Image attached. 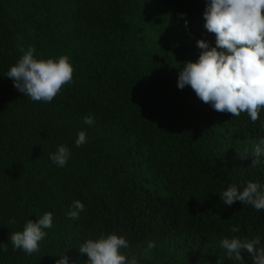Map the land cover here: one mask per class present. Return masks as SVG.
I'll return each mask as SVG.
<instances>
[{
	"label": "trees",
	"instance_id": "obj_1",
	"mask_svg": "<svg viewBox=\"0 0 264 264\" xmlns=\"http://www.w3.org/2000/svg\"><path fill=\"white\" fill-rule=\"evenodd\" d=\"M14 1L0 0V242L7 244L0 264H55L61 252L87 264L78 246L113 232L128 239L123 251L138 264H253L243 249L244 261L228 259L220 241L260 236L264 247V211L227 206L220 192L264 185V157L252 164L251 155L264 138V111L253 124L177 87L183 63L202 51L197 40L215 46L204 27L208 0H22L31 25ZM181 21L189 22L186 43L156 60L141 53L143 34ZM82 35L102 45L51 103L33 102L7 77L33 41L69 50ZM35 56L51 57L37 49ZM90 114L93 126L83 122ZM103 128L106 141L89 138ZM81 130L88 142L77 147ZM61 144L71 151L65 167L49 158ZM74 200L85 204L75 221L66 215ZM47 211L53 227L40 251L13 250L10 234Z\"/></svg>",
	"mask_w": 264,
	"mask_h": 264
},
{
	"label": "clouds",
	"instance_id": "obj_2",
	"mask_svg": "<svg viewBox=\"0 0 264 264\" xmlns=\"http://www.w3.org/2000/svg\"><path fill=\"white\" fill-rule=\"evenodd\" d=\"M204 27L215 35V46L210 47L204 39L197 40L201 49L195 61H186L180 68L177 87L190 86L197 97L210 104L217 112H227L239 117L246 113L253 124L260 120L264 111V0H208L203 13ZM187 24V21L185 22ZM22 56L7 71L14 87L33 102L51 103L64 85L73 80L74 67L66 55L58 58H37L36 49L29 46L21 49ZM86 125L93 126V115L83 117ZM264 126V121L261 122ZM86 132L77 133L75 145L86 144ZM242 154H249L245 151ZM252 164L261 163L264 157V138L255 143L251 152ZM68 146L61 144L49 158L57 167H65L70 159ZM222 202L231 206L239 201L251 205L257 211H264V185L248 181L243 190L236 184L229 185L220 192ZM85 211V204L74 200L66 213L70 220H78ZM51 211L39 215L33 221L28 219L22 230L12 232L8 239L13 250H21L27 255L40 251L41 242L47 236L45 230L53 227ZM15 223V220L10 221ZM239 232L238 226L231 228ZM261 237L241 239L223 238L221 247L227 258L244 261L241 250L252 257L253 264H264V247ZM130 247L124 235L113 232L89 238L78 246L81 254H86L87 264H138L135 257L129 258L125 251ZM156 247L155 241L147 243V250ZM0 251L7 252V244L0 242ZM55 264H73L65 252H61Z\"/></svg>",
	"mask_w": 264,
	"mask_h": 264
},
{
	"label": "rangeland",
	"instance_id": "obj_3",
	"mask_svg": "<svg viewBox=\"0 0 264 264\" xmlns=\"http://www.w3.org/2000/svg\"><path fill=\"white\" fill-rule=\"evenodd\" d=\"M61 3H66L69 5V0H60ZM16 9L25 16L26 20L31 25L33 21L31 16L27 14L24 9V1L15 0L14 1ZM63 7V6H62ZM69 9V7H68ZM70 12L67 13L68 16L73 17L76 11L69 9ZM62 13V12H61ZM74 14V15H73ZM178 22L174 25H170L160 31H152L148 34H143V36L138 39V44L141 46V53L150 60H156L157 58L164 57L168 52L169 48L173 45L184 44L188 41V29L189 22L187 21ZM102 44L93 38L88 36H81V41H78L75 46L69 50H61L58 47H48L43 43L33 41V47L37 50L43 52L44 54L50 55L52 58H58L61 55H66L69 57L73 67H76L79 63L88 60L95 52L99 50ZM89 138H95L97 140L106 141L108 136H110L109 130L96 129L87 131Z\"/></svg>",
	"mask_w": 264,
	"mask_h": 264
}]
</instances>
